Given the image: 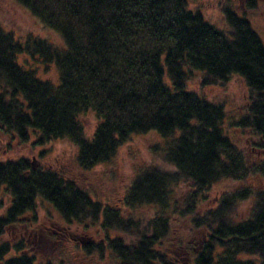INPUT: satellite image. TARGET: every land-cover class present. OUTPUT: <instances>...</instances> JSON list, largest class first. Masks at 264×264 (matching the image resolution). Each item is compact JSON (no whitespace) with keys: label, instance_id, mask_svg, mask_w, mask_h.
<instances>
[{"label":"trees","instance_id":"trees-1","mask_svg":"<svg viewBox=\"0 0 264 264\" xmlns=\"http://www.w3.org/2000/svg\"><path fill=\"white\" fill-rule=\"evenodd\" d=\"M14 1L62 45L31 35L21 42L0 25V135L39 147L67 141L84 173L109 163L134 136L152 133L160 163L134 177L121 206L131 215L123 218L119 207L93 201L58 171L25 158L0 160V195L10 197L0 218V264H39L27 237L1 240L19 224H36L38 202L52 206L70 230L99 226L128 235L129 244L109 233L101 242L76 244L100 260L108 251L114 264H264V43L247 18L259 1L245 0L242 14L222 8L224 29L190 10L187 0ZM26 56L45 69L54 65L58 81L24 68L18 57L27 64ZM233 76L248 96L238 116L188 90L193 81L204 89ZM88 114L98 121L90 137L82 123ZM226 121L248 135L253 160L231 140ZM254 179L263 183L249 186ZM222 180L242 186L207 206ZM182 219L203 236L185 245L183 256H169L161 243Z\"/></svg>","mask_w":264,"mask_h":264},{"label":"rangeland","instance_id":"rangeland-1","mask_svg":"<svg viewBox=\"0 0 264 264\" xmlns=\"http://www.w3.org/2000/svg\"><path fill=\"white\" fill-rule=\"evenodd\" d=\"M244 1L187 0L190 10L200 11L203 18L218 29H224L225 27L221 14L222 8L232 5L237 13L242 14ZM258 1L259 9L249 13L247 18L252 29L264 43V0ZM0 25L5 31L13 33L15 38L21 42L24 41L26 36L31 35L62 45L56 33L43 27L36 18L14 0H0ZM20 58L18 57V63L23 65L24 68H37V77L44 80L48 79L54 83L58 81L54 65L45 69L41 67L38 60H33L29 56L25 58L28 61L27 64L19 61ZM188 90L197 93L212 103H224L228 117L243 114L248 104L246 87L238 76L231 77L230 81L224 86L204 89L199 87L197 81H193L189 83ZM82 123L86 135L90 137L95 131L98 121L88 114L82 118ZM225 123V128L229 129L228 121ZM229 132L231 140L248 154L249 159L253 160L256 154L250 150L248 135L232 129H229ZM159 141V138L152 133L134 136L131 141L118 150L116 156L109 163L83 173L76 164V149L67 141L54 140L43 147H39L34 145L33 139L28 144H21L0 135V160L14 161L25 158L32 162L35 167L58 171L77 181L81 188L89 193L93 201L108 204L115 208L119 207L123 218H128L131 212L121 207L126 190L140 170L148 166L159 165L160 159L154 151ZM262 183L263 181L260 179L247 182L251 187L260 186ZM239 186H242V184L228 180H222L214 184L207 195L209 201L206 202V205H213L217 196H220L224 191ZM9 204L10 197L4 192L1 193L0 218L5 215ZM247 208V204L241 206L238 217H245ZM142 213L151 215L150 212ZM142 213L137 211L136 214L141 215ZM35 214L37 216L36 224H19V227L8 230L1 240L12 244L20 238L27 237L30 246L28 253L36 256V262L39 264L48 262L54 264H60V262L61 264H114L108 251H104V259L100 260L98 254L94 253L87 256L76 244L101 242L106 238L107 233H109L110 238L123 239L125 244H129L131 241L126 234L117 231L106 233L99 226L87 229L76 228L75 226L70 230L57 218L54 208L46 202H38ZM201 236H203L201 232L192 234L188 231L186 219L177 220L171 224L170 236L161 243V250L167 254L168 251L171 253L178 251L179 255L183 256L186 252L185 245L193 247V244L199 242ZM84 241L87 242L84 243ZM186 262L187 260L183 259L180 264H186Z\"/></svg>","mask_w":264,"mask_h":264},{"label":"bare ground","instance_id":"bare-ground-1","mask_svg":"<svg viewBox=\"0 0 264 264\" xmlns=\"http://www.w3.org/2000/svg\"><path fill=\"white\" fill-rule=\"evenodd\" d=\"M215 203H216V200H215L214 204H215ZM214 204H213V205H214ZM209 205L212 206L211 204H208L207 206H209ZM205 209H206V207H205L203 210H205ZM85 242H87V241H84V243H85ZM82 243H83V242H82ZM161 247H162V246H161ZM182 250H183V249H182ZM168 254H169V255H179L178 251H174V252H172V253L168 251ZM186 260H187L186 264H192L191 261H190L189 259H186Z\"/></svg>","mask_w":264,"mask_h":264}]
</instances>
